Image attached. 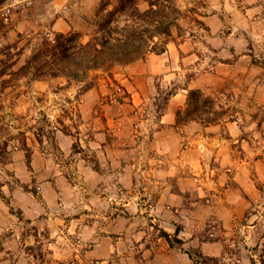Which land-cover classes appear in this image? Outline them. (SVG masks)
I'll list each match as a JSON object with an SVG mask.
<instances>
[{"label": "crops", "instance_id": "obj_1", "mask_svg": "<svg viewBox=\"0 0 264 264\" xmlns=\"http://www.w3.org/2000/svg\"><path fill=\"white\" fill-rule=\"evenodd\" d=\"M101 1L79 0L54 29L75 30L76 18L94 16ZM234 1L211 0L200 16L210 27L205 36L173 32L165 51L114 65L109 80L94 79L78 101L76 137L54 131L58 154L38 144L29 160L19 148L10 153L7 166L21 184L1 185L0 264L249 261L253 238L237 223L260 199L251 174L263 172V158L248 153L264 140L241 135L238 108L218 106L209 115L203 108L211 122L189 114L192 89L214 103L217 95L206 91L234 92L238 105L264 103V2L247 0L242 10ZM21 23L0 19V43ZM163 89L170 92L161 100Z\"/></svg>", "mask_w": 264, "mask_h": 264}, {"label": "rangeland", "instance_id": "obj_2", "mask_svg": "<svg viewBox=\"0 0 264 264\" xmlns=\"http://www.w3.org/2000/svg\"><path fill=\"white\" fill-rule=\"evenodd\" d=\"M102 1L108 2V7L110 8L117 2V0ZM102 1L97 7L94 16L84 17L83 19L76 18L79 20L78 27L76 26L78 21L73 22L75 30L85 33V39H88L89 34L95 29L94 23L95 20H98L97 15L102 12L100 10L103 4ZM77 2H79V0H36L31 7L15 15L14 17L16 20L18 17V20L22 23L19 27L17 25L13 27V34L9 35L8 42L4 41L0 43V67L3 65L8 67L15 59L13 56L15 50L10 47L12 43L17 42L18 46H30L31 44L28 42V39L34 36L37 37L33 38V41H31L33 43L39 41L42 36L48 33L50 34L55 31L59 32V30L54 29L55 20L60 16H72V12L75 10L73 8L74 4ZM261 2H264V0H261ZM177 3L179 7H181L183 14H181L178 19L179 27L173 26L172 33L177 31L180 34L187 33L189 36H205L210 27L206 25V22L202 20L200 16L207 14V8L212 3L211 0H177ZM234 3L238 8H242V10L249 4L247 0H235ZM140 6L145 8L147 4L142 2ZM71 9L73 10L71 11ZM19 18H21V20ZM229 31L230 29L226 27L225 32ZM201 39L205 41V44H209L208 37ZM161 45V41L157 42L158 47ZM31 53L32 45L26 49L18 65L22 64ZM112 68L115 69L116 67L113 65L111 69ZM8 69H12V66ZM107 73H91L90 80L96 78H101L102 80L103 77L109 80L108 76L113 77V73L108 71ZM188 73L189 77H187L190 78L194 76L195 72L188 71ZM9 78V72L0 78V84L3 79H6L5 86L0 90V189L1 185L6 182L11 186H15L18 183L21 184L20 177L16 175L15 169L12 170L9 168L12 167L11 165L7 166V162L13 161L14 156L10 153L16 150V148L24 150L26 156L29 157L32 153V145L36 144H38L40 148L48 149L58 154L60 151L56 148L57 145L54 135L56 129L65 130L66 132H70L74 138L76 137L77 130L75 127L79 124L77 120L80 112L78 101H80V97L84 93V91H82L83 87L90 81L88 80L82 83L72 82L68 84V81L64 77H46L44 79L25 77L16 83L17 88H15L14 84L8 81ZM112 81L114 82L112 87L119 93H122L126 98L125 101L130 103L131 101L128 100L130 98V93L123 92L122 89L117 88V85L120 84L118 80L113 78ZM108 83L110 84L109 81ZM169 92V89H163L160 91L158 97L161 100L165 97L167 98ZM206 92L208 95H211L212 98H215L216 95L218 97V103H212L213 100L209 98L207 106L203 105L204 101H202L201 104L204 110L207 111V115L212 111H220L223 109L219 108L220 106L224 108H238L241 113L237 114L235 117L238 122L237 126L242 131L241 135L248 138L251 143L254 139H261L260 137L264 140V129H262L261 133L259 132V128H264V126H262V122H264V103L258 104L257 102H249L238 105L235 104L238 98L235 99L236 96L235 98L232 96L234 92L224 91L223 94L216 91H209L211 94H209L208 91ZM202 98H205L203 94ZM146 111L147 110L142 109L141 113L137 114L139 116H141L142 113L145 115ZM134 114L136 113L134 112ZM257 117L260 118L259 123L256 120ZM137 119L138 118H136V120ZM132 125L135 134V126H137V124L134 122ZM258 143L261 142L259 141ZM8 145L9 148L7 147ZM254 147L255 146H253V151L250 149L251 154L248 153V155H256L258 152L257 156L263 158V164L261 165L264 166V148L257 149ZM77 149L78 142L76 140L75 150ZM90 157L92 162H95L96 159L94 156ZM227 172H229L230 175L232 173V171ZM251 176L256 181L257 188L260 191V199L258 204L256 203L255 208L245 213L242 219L238 221L237 225L242 227L243 236L249 235L250 238H253L251 239L253 241L251 245L247 246L249 261L245 264H264V181L261 178L264 177V170L263 172L255 170V173L251 174ZM23 186L26 188V185ZM32 189L38 192L40 186L33 183ZM247 230L248 233H246ZM249 230H251V232H249ZM242 233H240V236Z\"/></svg>", "mask_w": 264, "mask_h": 264}, {"label": "trees", "instance_id": "obj_3", "mask_svg": "<svg viewBox=\"0 0 264 264\" xmlns=\"http://www.w3.org/2000/svg\"><path fill=\"white\" fill-rule=\"evenodd\" d=\"M142 2L147 7L142 8ZM108 5V2H103L100 9L103 13L97 15L95 29L88 39L84 38L85 33L78 30L48 33L33 43L31 41L37 37L34 36L28 39L32 53L20 65L21 57L31 45L18 46L17 42L10 45L15 50V59L8 67H0V78L9 72L8 81L15 88L16 83L25 77H64L68 84L86 82L94 71H109L113 65L144 58L148 52L165 51L172 28L179 27L178 19L183 14L177 0H117L111 8ZM159 41L162 42L160 47L157 46ZM11 66L12 69H8ZM5 80H2L0 90L5 86ZM94 83V80L88 81L82 91L91 88ZM208 99L202 98L199 89L190 91L189 104L194 108L189 112L191 119L215 120L214 117L202 116L203 105H208Z\"/></svg>", "mask_w": 264, "mask_h": 264}, {"label": "built area", "instance_id": "obj_4", "mask_svg": "<svg viewBox=\"0 0 264 264\" xmlns=\"http://www.w3.org/2000/svg\"><path fill=\"white\" fill-rule=\"evenodd\" d=\"M35 1L36 0H0V19L6 22L12 21L15 14L31 7Z\"/></svg>", "mask_w": 264, "mask_h": 264}]
</instances>
